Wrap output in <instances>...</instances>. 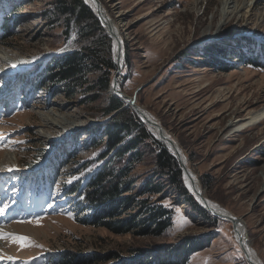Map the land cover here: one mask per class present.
Returning a JSON list of instances; mask_svg holds the SVG:
<instances>
[{"label": "rangeland", "instance_id": "1", "mask_svg": "<svg viewBox=\"0 0 264 264\" xmlns=\"http://www.w3.org/2000/svg\"><path fill=\"white\" fill-rule=\"evenodd\" d=\"M100 1L119 24L122 66L113 51L115 39L105 30L116 65L106 90L71 95L41 81L49 78L57 57L81 45L78 23L68 17L65 27L56 0H0V94L13 91L17 97L8 108L0 104V136L6 141L0 169H16L0 171L7 176L0 202L12 204L0 217V230L43 245L21 248L0 240V264H13L7 257L15 264H123L148 257H169L176 264H250L234 222L199 203L176 153L131 105H123L114 83L176 139L204 194L244 223L246 239L264 264V119L245 120L252 110L264 108V0H234L229 8L221 0ZM231 5L235 11L225 17ZM251 55L254 62L247 58ZM10 68L17 72L10 74ZM111 95L177 158L183 186L210 218L198 215L166 181L163 191L151 196L165 194L157 203L163 207L173 203L161 235L114 230L86 217L88 208L80 200L86 193L80 192L114 152L104 141L89 145L119 111L102 114ZM64 119L76 124H60ZM143 158L130 173L136 181L154 173L153 153ZM138 187L133 183L132 191ZM49 202L53 208L45 207ZM35 214L39 225L26 222ZM83 256L90 260L80 263Z\"/></svg>", "mask_w": 264, "mask_h": 264}, {"label": "trees", "instance_id": "2", "mask_svg": "<svg viewBox=\"0 0 264 264\" xmlns=\"http://www.w3.org/2000/svg\"><path fill=\"white\" fill-rule=\"evenodd\" d=\"M56 2L58 14L65 15V27H68L69 19H74L79 25L82 39L79 47L53 61V63L57 61L56 65L48 70L49 78L41 81L42 86L50 88L54 83L59 85V89L64 93L71 95L85 94L98 89L106 90L116 67L111 55L110 36L83 0ZM219 57L225 59L223 54H219ZM251 57L247 58L254 62L256 57L252 55ZM122 103L118 97L111 95L108 103L102 107V114L110 115L119 109ZM105 127L106 129L101 130V137L96 139L93 137L89 145L95 140L104 141L108 149L114 150L113 155L105 159L80 192L86 193L80 200L88 208L86 217L89 220L114 230L161 235L170 222L173 203L163 207L157 203L166 198L165 194L155 200L151 196L163 191L164 181L170 188L180 192L198 215L210 218L208 212L196 203L194 197L189 195L183 186L181 166L177 158L151 134L146 124L132 109L128 107L119 109L110 117ZM149 152L153 153L154 173L152 172L148 178L136 181L130 173L136 168L135 163L143 160ZM102 156L105 157L106 153H102ZM154 177H159V180L153 181ZM135 182L139 187L132 191ZM74 185L76 187L78 184ZM72 191L76 192V189ZM146 195L147 198L141 199ZM132 209H136L134 213L121 217L124 212ZM200 242L197 240L191 246ZM183 252L184 249H181L180 254ZM114 254L116 253L110 255ZM78 260L80 263H87L90 259L83 256ZM123 264H176V262L169 257L166 259L148 257L142 260H126Z\"/></svg>", "mask_w": 264, "mask_h": 264}, {"label": "bare ground", "instance_id": "3", "mask_svg": "<svg viewBox=\"0 0 264 264\" xmlns=\"http://www.w3.org/2000/svg\"><path fill=\"white\" fill-rule=\"evenodd\" d=\"M87 3H89V5L96 11L95 13L100 15V18L102 19L103 23L105 24V26L114 34V39H115V53H116V60L117 62H122V58H123V52L122 51V35H121V31H120V27L118 28L117 25L115 24L114 20L109 13L107 12V10L104 8L103 4L101 3L100 0H86ZM222 3L225 4L226 7L229 8L230 3H232V1L234 0H221ZM224 6V7H225ZM231 10L226 9L224 10V16L227 17L228 15L231 16V14L235 11V6L231 5ZM117 23V22H116ZM118 24V23H117ZM119 26V24H118ZM8 71L10 72V74H15L17 72V70L14 68H10L8 69ZM9 75V74H8ZM13 94V93H12ZM10 95V94H9ZM140 108V107H139ZM141 112L144 113V117L145 119L149 122L151 129L154 131V133H156L157 135H160L163 140L168 146H170V148H172L174 151H179L182 157V160H184L185 162L186 160V156L185 153L183 152L182 148L180 147V145L177 143L176 139L170 135L168 133V131H166L165 129L162 128V131L159 129V127L155 126V123L158 124V121L152 116L150 115L147 111L143 110L142 108H140ZM264 119V108H260L258 110H252L248 116H246L245 120H247L246 122H255V121H259V120H263ZM60 124L69 126V128L73 125L76 124L75 122L73 123L74 120H69V119H64V120H59ZM69 124V125H68ZM71 125V126H70ZM163 126V125H162ZM161 133H160V132ZM174 142V143H173ZM11 157V156H9ZM9 161L10 158H8ZM188 166V165H187ZM186 166V167H187ZM189 170V169H188ZM3 172H10V171H3ZM2 172V173H3ZM187 177V184L190 188L191 191L194 192V194H196L197 197H200L202 202H205L207 204V206H209V208H211L213 211L217 212L219 214V216H230L233 215L230 212H228L225 208H223L222 206H220L218 203H216L215 201L208 199V197L204 194L203 189L201 187V184L199 182V180L193 175V173L188 171L185 174V178ZM194 177V179H193ZM0 178L6 180L7 176L1 175ZM215 204L217 205V207H212V205ZM230 214V215H228ZM234 216V215H233ZM228 219H230L231 221H233L232 217H228ZM234 226L236 228V236H237V240L239 241L240 245L242 244V246L244 247L243 250L245 252V255L250 256L254 261L258 262V256L257 254L254 252L251 243L249 241H247L246 239V232H245V228H244V223L239 220V218L237 217L234 221ZM15 256V255H13ZM259 263V262H258ZM261 264V263H260Z\"/></svg>", "mask_w": 264, "mask_h": 264}, {"label": "snow or ice", "instance_id": "4", "mask_svg": "<svg viewBox=\"0 0 264 264\" xmlns=\"http://www.w3.org/2000/svg\"><path fill=\"white\" fill-rule=\"evenodd\" d=\"M113 51H115V48L113 49ZM15 66V65H13ZM4 146H6V141L5 138L0 136V148H3ZM16 169H13L11 167H9L7 169V171H15ZM0 171H4V169H0ZM194 179V177H193ZM186 182H187V177L185 178ZM69 183H71V181H69ZM14 192L18 191L16 189L13 190ZM12 203H15V201H12ZM12 204L9 202H0V217H3L6 215V213L10 210ZM45 207L47 208H53L54 204L49 202L46 203ZM212 207H217V205L213 204ZM177 212L179 213V209H177ZM68 215L71 217V213H68ZM18 222H25L24 220H20ZM28 223H34L39 225L40 223V216L39 214H35L33 215L32 220L26 221ZM0 240H7L10 242H14L17 243L21 248L24 247H38V248H43V245H40L38 243H36L33 239H31L28 236H23V235H18V234H13V233H8L5 232L3 230H0ZM3 256H0V259H3ZM7 259L9 261H13V264H15V259L13 257H7ZM35 259V258H33Z\"/></svg>", "mask_w": 264, "mask_h": 264}, {"label": "water", "instance_id": "5", "mask_svg": "<svg viewBox=\"0 0 264 264\" xmlns=\"http://www.w3.org/2000/svg\"><path fill=\"white\" fill-rule=\"evenodd\" d=\"M98 15V14H97ZM99 16V18H100V15H98ZM100 22H101V24H102V26L104 27V29L110 34V36L113 38V41H114V34L105 26V24L103 23V21H102V19L100 18ZM116 62H117V60H116ZM117 64H118V68L120 69L121 68V66H122V63H120V62H117ZM118 69V70H119ZM112 90H113V92H114V94L115 95H117L118 97H120L125 103L123 104L124 106H126L127 104L128 105H131L132 106V108H134L135 109V111L138 113V115L141 117V119L143 120V121H145L149 126H150V124H149V120L147 121L146 119H145V117H144V113H142L140 110V108H139V106H138V104L134 101V98L132 97V96H130V95H128V94H126V93H124V92H122L120 89H118L117 88V86H116V83H114V86H113V88H112ZM120 108H122V107H120ZM119 108V109H120ZM155 126H157V127H159V129L162 131V127L159 125V123L157 124V123H155ZM160 132V131H159ZM163 132V131H162ZM161 133V132H160ZM160 136V135H159ZM160 138L161 139H163L161 136H160ZM174 143V142H173ZM168 147H170V146H168ZM172 149V148H171ZM173 150V149H172ZM174 151V150H173ZM176 154V156L178 157V159L180 160V162L182 163V165H183V169H184V175L186 174V172H188V169H187V167H186V165H185V163H184V160H182V158H181V154H180V152L179 151H174ZM186 181V180H185ZM193 192V191H192ZM194 193V192H193ZM195 195V194H194ZM196 197V196H195ZM196 199L199 201V203L204 207V208H206L207 210H211L213 213H215V214H217L218 216H219V214L217 213V212H215V211H213L211 208H209V206H207V204L205 203V202H202V200H201V198H199V197H196ZM228 215H230V214H228ZM224 217H226V218H228V217H232V219H233V221L236 219L234 216H232V215H230V216H224ZM246 257H247V259H248V261L250 262V264H259L258 262H256V261H254L250 256H247L246 255Z\"/></svg>", "mask_w": 264, "mask_h": 264}]
</instances>
